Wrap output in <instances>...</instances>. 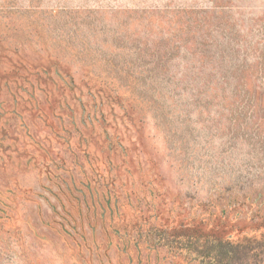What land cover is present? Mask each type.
I'll return each mask as SVG.
<instances>
[{
  "label": "rangeland",
  "instance_id": "1",
  "mask_svg": "<svg viewBox=\"0 0 264 264\" xmlns=\"http://www.w3.org/2000/svg\"><path fill=\"white\" fill-rule=\"evenodd\" d=\"M205 239L264 264V0H0V264Z\"/></svg>",
  "mask_w": 264,
  "mask_h": 264
},
{
  "label": "trees",
  "instance_id": "2",
  "mask_svg": "<svg viewBox=\"0 0 264 264\" xmlns=\"http://www.w3.org/2000/svg\"><path fill=\"white\" fill-rule=\"evenodd\" d=\"M225 245L227 244L222 243V241L217 240L216 244H213L205 239L203 241V248L199 250V253H203L204 258L210 257L211 255V258L216 264H234L236 262H241L242 260H244L242 256L248 254L247 250H245L246 247H244L242 250H238L237 248L235 250H228L227 248H225ZM235 246L241 247L238 246V244H235ZM212 249H215V252L213 254H210Z\"/></svg>",
  "mask_w": 264,
  "mask_h": 264
}]
</instances>
